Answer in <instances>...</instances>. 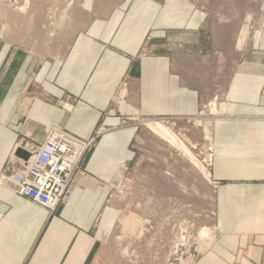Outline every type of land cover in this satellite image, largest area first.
I'll return each mask as SVG.
<instances>
[{
  "label": "crops",
  "instance_id": "1",
  "mask_svg": "<svg viewBox=\"0 0 264 264\" xmlns=\"http://www.w3.org/2000/svg\"><path fill=\"white\" fill-rule=\"evenodd\" d=\"M226 1L81 0L59 52L30 46L20 15L0 32V173L52 129L95 136L54 211L0 185V264H97L117 219L106 184L133 157L122 120L196 115L235 46L210 124L216 234L192 264H264V0Z\"/></svg>",
  "mask_w": 264,
  "mask_h": 264
},
{
  "label": "rangeland",
  "instance_id": "2",
  "mask_svg": "<svg viewBox=\"0 0 264 264\" xmlns=\"http://www.w3.org/2000/svg\"><path fill=\"white\" fill-rule=\"evenodd\" d=\"M233 1L235 5V0H229L228 5ZM80 4L81 0H0V32L14 36L20 15L30 46L45 50L52 47L59 52L73 29L74 10ZM221 9L230 15L236 6ZM259 10L263 15L262 5ZM150 43L151 38L147 37L142 54L149 52ZM226 59L225 69L214 75L212 94L203 100L196 115L122 120L123 126L136 125L131 141L133 157L106 184L107 205L116 211L117 219L97 264H192L213 240L216 182L209 172L213 158L210 124L220 113L225 81L238 59L236 46L229 49ZM213 103L217 113H211ZM147 121L163 124L177 142L149 129ZM90 138L95 141V136ZM183 146L188 150H183ZM200 164L207 175L200 171ZM125 179L132 183L127 195L111 196V186H120ZM100 221L99 215L96 225Z\"/></svg>",
  "mask_w": 264,
  "mask_h": 264
},
{
  "label": "built area",
  "instance_id": "3",
  "mask_svg": "<svg viewBox=\"0 0 264 264\" xmlns=\"http://www.w3.org/2000/svg\"><path fill=\"white\" fill-rule=\"evenodd\" d=\"M93 141V138L80 139L52 129L40 144L23 145L28 158L22 159L19 166L11 171L1 173L0 185L54 211L60 203L70 199L74 177L81 171L83 158ZM111 187V196L123 197L132 183L125 179L120 186L113 184Z\"/></svg>",
  "mask_w": 264,
  "mask_h": 264
},
{
  "label": "bare ground",
  "instance_id": "4",
  "mask_svg": "<svg viewBox=\"0 0 264 264\" xmlns=\"http://www.w3.org/2000/svg\"><path fill=\"white\" fill-rule=\"evenodd\" d=\"M219 106H220V107H219L218 113L221 112L222 109H223V102H222V101H221V103H220ZM211 109H212L211 113H212V112H216V111H215V110H216V107L214 106V103L212 104ZM216 113H217V112H216ZM147 127H148L149 129L155 131V133L158 132L159 134L164 135V136L170 138V140H171L172 142L175 141V140H174V137H173V134L171 133L172 131H171V132L168 131V129H167L163 124H161V123H159V122L147 121ZM175 142H177V141H175ZM183 147H184V146H183ZM185 149L188 150L187 147H184V148H183V150H185ZM186 150H185V151H186ZM188 154H189V153H188ZM199 168H200V171H201L204 175H207V174H208V172L206 171L205 167H204L202 164L199 165Z\"/></svg>",
  "mask_w": 264,
  "mask_h": 264
},
{
  "label": "water",
  "instance_id": "5",
  "mask_svg": "<svg viewBox=\"0 0 264 264\" xmlns=\"http://www.w3.org/2000/svg\"><path fill=\"white\" fill-rule=\"evenodd\" d=\"M90 151H91V149L88 150V152L86 153V158H88V156L90 154ZM17 154L20 155L23 159H27L28 158V153H26L25 151H23L21 149L17 151Z\"/></svg>",
  "mask_w": 264,
  "mask_h": 264
}]
</instances>
